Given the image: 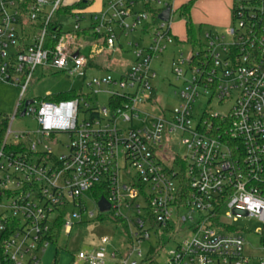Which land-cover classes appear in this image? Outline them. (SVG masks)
I'll list each match as a JSON object with an SVG mask.
<instances>
[{
  "label": "built area",
  "instance_id": "obj_1",
  "mask_svg": "<svg viewBox=\"0 0 264 264\" xmlns=\"http://www.w3.org/2000/svg\"><path fill=\"white\" fill-rule=\"evenodd\" d=\"M175 2L108 0L88 26L85 11L68 15L74 25L65 32L57 14L65 0H0V81L21 89L0 146V264H42L47 247L86 215L122 227L128 245L123 253L115 235L105 237L103 246L74 256L85 264H107L108 255L114 264H161L178 223L188 235L164 264H254L233 223L243 216L264 223V0H233L225 33L207 30L203 51L172 59L183 83L173 86L178 105L155 114L144 106L157 100L155 62L176 41ZM138 28L149 41L135 42V62L120 64L115 78H89L88 69L103 67L96 57L118 55ZM89 34L92 44L83 42ZM38 67L67 71L88 91L27 99ZM101 93L110 95L102 108ZM205 95L230 108L209 105L197 114ZM23 111L37 121L34 130H13ZM52 143L64 152L56 154ZM102 197L110 204L104 212ZM88 200L99 215L88 213Z\"/></svg>",
  "mask_w": 264,
  "mask_h": 264
},
{
  "label": "rangeland",
  "instance_id": "obj_2",
  "mask_svg": "<svg viewBox=\"0 0 264 264\" xmlns=\"http://www.w3.org/2000/svg\"><path fill=\"white\" fill-rule=\"evenodd\" d=\"M91 4L88 5L87 9L91 10L97 9L101 4L106 3L108 0H91ZM66 2V0H65ZM86 20L82 21L83 26H88L90 24L89 12H85ZM63 23V30L65 32L73 29L74 18L69 17L68 15L58 16ZM186 20V17L182 14L180 9L174 11L172 16L173 30H182L183 24L182 20ZM231 24L233 21L231 20ZM140 28V27H139ZM134 34V37L131 38V44L127 41H122L123 47L118 55H99L96 57V60L103 65L101 68L88 69V77L93 75H104L110 74L114 78L118 76V66H127L135 62L136 57L134 54L135 42H139L140 46L146 44L149 41V34L142 35L140 29ZM207 30H213L216 32L225 33V28L219 27H210L205 26V31L202 30L201 36L202 41H204V32ZM96 41L95 37L92 34H89L83 40L86 44H92ZM192 45L186 42H176L172 45L169 51L164 55L159 57L155 62V69L157 71V78L153 80V84L158 90L157 100L151 105H145L144 107L149 111L155 114H161L162 108L164 109H173L178 105V99L174 94V85L182 86V81L176 79L172 71V59L177 57L181 53L189 59L192 55ZM197 49L199 47H196ZM84 55L89 54V47H86L83 50ZM112 59V60H111ZM118 60L119 62H113ZM124 62V63H122ZM108 65L110 70H107ZM113 90H118V87H112ZM77 91L80 93L83 89L82 80L79 77L70 75L67 71H57L52 68L47 67H38L34 72L33 79L29 85L28 91L26 93L27 99H47L53 97L62 92L67 91ZM88 90H86L87 92ZM21 89L13 84L5 83L0 81V125L2 124L5 118L14 117V114L17 109V105L20 99ZM109 94L101 93L99 99V106L109 105ZM209 101V95L201 96L195 104V112L197 114L202 112V109L205 107L212 106L215 111L225 112L230 108V104L220 105L218 100L213 99L211 103ZM198 118L199 115H196ZM13 130H34L37 127V121L31 116H20L18 114L12 124ZM61 141L64 143L69 142L67 134H61ZM179 143V140H177ZM181 144V143H179ZM56 154H61L64 152L65 147L57 146L52 143V146ZM185 151L184 147L180 148V152ZM123 160V159H122ZM121 160V161H122ZM88 213L93 212L95 215H99V208L95 201L88 200ZM89 216L86 215L81 223H76L71 235L62 234L60 238L53 242L50 246L47 247L46 251L41 255L42 264H85L84 261H78L74 258L79 250H89L94 246H103V240L105 237L112 235L116 236L115 247L118 248L121 252L125 253L127 251V237L126 232L122 227L117 228L110 221H99L98 217L94 219H88ZM236 230H238L245 238V253L253 257L254 264H260V259L264 258V247L261 242V235L264 228V223L259 221L256 218H250L243 216L239 218L236 222L233 223ZM178 232L175 234L174 240L169 242L166 248L162 252V256L159 259L161 264H164L166 261L167 252L174 247L176 241L181 240L182 237L188 235L184 231V225L182 226L178 223ZM183 227V230L181 229ZM147 245L144 244L143 248L146 249ZM109 254L112 252V249L109 248ZM75 259V260H74ZM107 264H114L110 261L108 255Z\"/></svg>",
  "mask_w": 264,
  "mask_h": 264
},
{
  "label": "crops",
  "instance_id": "obj_3",
  "mask_svg": "<svg viewBox=\"0 0 264 264\" xmlns=\"http://www.w3.org/2000/svg\"><path fill=\"white\" fill-rule=\"evenodd\" d=\"M80 0H66V4L70 5L72 3L78 2ZM89 1V0H85ZM189 0H176L175 9H180L182 5L187 3ZM233 0H196L193 7L191 8V19L194 27L197 30H204L205 26L210 27H219L225 28L227 31L231 27V20L233 21ZM103 4L99 5L97 9L91 10L90 8H86L82 11L89 12L90 14L99 10ZM172 23V29H173ZM183 28L182 30H176L175 34V42H186L192 45L187 39V29H186V20H182ZM217 31V30H216ZM192 49H195L192 45ZM197 49V48H196Z\"/></svg>",
  "mask_w": 264,
  "mask_h": 264
},
{
  "label": "trees",
  "instance_id": "obj_4",
  "mask_svg": "<svg viewBox=\"0 0 264 264\" xmlns=\"http://www.w3.org/2000/svg\"><path fill=\"white\" fill-rule=\"evenodd\" d=\"M196 0H189L187 3H185L184 5H182L180 7V10L182 11V14L186 17V29H187V37H188V41L194 46V48L196 49V47H199L198 49H202L203 51V42H202V38L201 36H199V34H201L200 30H197L192 22L191 19V8L193 7L194 3ZM91 0L89 1H85V0H80L78 2L72 3L70 5H66V6H62L57 14L58 16L60 15H70L73 14L74 11L76 10H84L88 7L89 4H91ZM201 51V52H202ZM74 95V92L72 91H67V92H62L59 93L57 95H54L52 98L53 99H68L71 98ZM8 121L9 118H5L2 122V124L0 125V146L4 137V132H5V128L8 125ZM102 194H106V193H102ZM96 196H101V194L99 195V193H95ZM99 221H104L105 218L104 216H99L98 217ZM62 221L60 220L59 223H61ZM120 220H114V223L118 224L120 223ZM261 242L262 245L264 247V228L262 231V235H261Z\"/></svg>",
  "mask_w": 264,
  "mask_h": 264
},
{
  "label": "water",
  "instance_id": "obj_5",
  "mask_svg": "<svg viewBox=\"0 0 264 264\" xmlns=\"http://www.w3.org/2000/svg\"><path fill=\"white\" fill-rule=\"evenodd\" d=\"M170 13H171V7H168L162 14H161V19H163V20H169V18H170ZM30 101H28V103H29ZM27 103V104H28ZM25 115V111H23L22 113H21V116H24ZM99 208H100V210L102 211V212H104V211H107V210H109L110 209V204L107 202V200L104 198V197H102L101 198V200L99 201Z\"/></svg>",
  "mask_w": 264,
  "mask_h": 264
}]
</instances>
